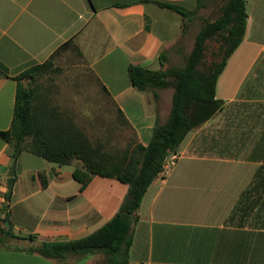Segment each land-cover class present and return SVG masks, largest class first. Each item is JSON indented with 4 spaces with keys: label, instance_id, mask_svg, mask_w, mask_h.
<instances>
[{
    "label": "crops",
    "instance_id": "obj_1",
    "mask_svg": "<svg viewBox=\"0 0 264 264\" xmlns=\"http://www.w3.org/2000/svg\"><path fill=\"white\" fill-rule=\"evenodd\" d=\"M152 1L197 6V0H0V131L13 120V78L73 39L136 141L147 146L157 123L169 118L174 90H158L155 101L152 91L133 85L129 65L159 71L185 62L201 28L195 31L199 18L185 27L178 14ZM246 10L243 42L217 81L223 109L187 135L170 176H158L148 189L130 264H264V228L230 220L264 166V0H246ZM11 150L0 136V183L6 188ZM41 159L24 151L16 161L9 222L20 237L0 243V264H91L94 256L58 262L33 249L101 228L119 211L128 185L95 175L82 188L75 177L80 160L48 167Z\"/></svg>",
    "mask_w": 264,
    "mask_h": 264
},
{
    "label": "trees",
    "instance_id": "obj_2",
    "mask_svg": "<svg viewBox=\"0 0 264 264\" xmlns=\"http://www.w3.org/2000/svg\"><path fill=\"white\" fill-rule=\"evenodd\" d=\"M212 1L197 0L193 10L177 4L152 1L178 14L185 22V27L186 22L196 18L202 21V25L182 67L172 66L155 71L139 64L129 65L128 72L133 85L140 91H152L155 101L158 100V90L170 87L174 90L169 118L164 124L157 123L147 146L135 140L124 152L113 154L103 151V145L93 144L84 129L66 112L51 104L37 86L24 84V80L34 82L40 75L52 71V58L61 48L71 46L82 57L73 39L61 45L45 62L34 64L13 78L17 81L13 120L8 130L0 131V136L12 149L13 159H18L24 151L58 165H67L78 159L82 163V170L76 171L75 177L82 183V188L95 175L117 179L128 185L119 211L101 228L81 239L42 242L33 249L34 253L58 262L73 256H94L101 257L98 264H130L129 253L138 212L148 189L162 171L164 162L178 151L191 131L223 109L224 101L217 98V81L230 57L243 42L248 15L246 0H227L220 7L216 19L202 18L200 11ZM212 42L217 45L214 49L210 47ZM209 52L213 60L208 63ZM102 90L109 95L105 86H102ZM117 113L122 122L131 127L119 108ZM15 181L16 176L7 178L6 196L9 200ZM43 185L46 183L43 182ZM263 190L264 166L241 194L230 220L238 217V223L243 226V218L261 200L256 193H264ZM252 195L258 197L251 199ZM1 221L0 243L20 237L10 227L9 213ZM30 237L35 239V236Z\"/></svg>",
    "mask_w": 264,
    "mask_h": 264
},
{
    "label": "rangeland",
    "instance_id": "obj_3",
    "mask_svg": "<svg viewBox=\"0 0 264 264\" xmlns=\"http://www.w3.org/2000/svg\"><path fill=\"white\" fill-rule=\"evenodd\" d=\"M226 1L213 0L200 11V15L204 19H216L220 13V7ZM201 25L202 21L197 20L195 31ZM216 46L214 42L210 44L211 49L216 48ZM212 60V55L209 52L207 62ZM173 65L182 67L184 61H175ZM261 65L264 68V60L261 61ZM52 66V71L40 75L34 82L24 80V84L37 86L41 94L50 99L51 104L66 112L84 129L93 144L103 145V151L113 154L124 152L130 143L135 142V135L122 122L115 106L107 98L88 65L73 47L68 46L59 49L52 58ZM170 88L173 90V87ZM41 160L48 167L58 166L44 159ZM259 192L256 194L260 195V202L252 212L243 218L241 223L256 228H264V193ZM252 197L251 199H255L258 196ZM1 223L0 220V225ZM99 261H101V257H95L91 264H98Z\"/></svg>",
    "mask_w": 264,
    "mask_h": 264
},
{
    "label": "built area",
    "instance_id": "obj_4",
    "mask_svg": "<svg viewBox=\"0 0 264 264\" xmlns=\"http://www.w3.org/2000/svg\"><path fill=\"white\" fill-rule=\"evenodd\" d=\"M179 159V155L177 153L172 154L170 157L166 159L163 165L162 171L158 176L165 181L171 174L175 165L177 164ZM7 188L5 185L0 183V219H3L10 210V200L7 199Z\"/></svg>",
    "mask_w": 264,
    "mask_h": 264
},
{
    "label": "water",
    "instance_id": "obj_5",
    "mask_svg": "<svg viewBox=\"0 0 264 264\" xmlns=\"http://www.w3.org/2000/svg\"><path fill=\"white\" fill-rule=\"evenodd\" d=\"M213 119V118H212ZM16 161L17 159L15 158L13 160V163H12V166H11V169H10V172L8 174V177H15L16 176V172H15V167H16Z\"/></svg>",
    "mask_w": 264,
    "mask_h": 264
}]
</instances>
